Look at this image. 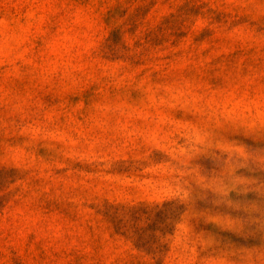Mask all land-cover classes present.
<instances>
[{
	"label": "rangeland",
	"instance_id": "374dc122",
	"mask_svg": "<svg viewBox=\"0 0 264 264\" xmlns=\"http://www.w3.org/2000/svg\"><path fill=\"white\" fill-rule=\"evenodd\" d=\"M0 264H264V0H0Z\"/></svg>",
	"mask_w": 264,
	"mask_h": 264
}]
</instances>
